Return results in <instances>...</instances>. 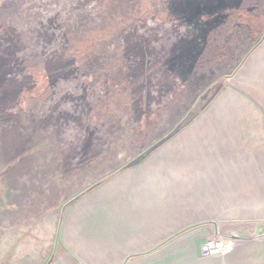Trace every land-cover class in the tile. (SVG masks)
Here are the masks:
<instances>
[{"label":"rangeland","instance_id":"374dc122","mask_svg":"<svg viewBox=\"0 0 264 264\" xmlns=\"http://www.w3.org/2000/svg\"><path fill=\"white\" fill-rule=\"evenodd\" d=\"M11 53L0 264H264V0H0Z\"/></svg>","mask_w":264,"mask_h":264},{"label":"trees","instance_id":"16d2710c","mask_svg":"<svg viewBox=\"0 0 264 264\" xmlns=\"http://www.w3.org/2000/svg\"><path fill=\"white\" fill-rule=\"evenodd\" d=\"M90 40H88L89 42ZM90 46H93L92 43H89ZM84 49H88V46H83ZM90 48V47H89ZM10 58H0V66L2 70H0V110H2L1 102H5L11 97H15L18 91L29 81L27 75L20 76H9L7 72H17L20 70L18 67L21 65V59L16 54L11 53ZM6 59V60H5ZM72 57L66 58L65 55L62 54H55L48 60L47 68L48 70H69L71 68ZM56 73H58L56 71ZM9 101V100H8Z\"/></svg>","mask_w":264,"mask_h":264},{"label":"crops","instance_id":"0c3cea01","mask_svg":"<svg viewBox=\"0 0 264 264\" xmlns=\"http://www.w3.org/2000/svg\"><path fill=\"white\" fill-rule=\"evenodd\" d=\"M234 238L239 239L241 237L235 235ZM233 240L236 243L232 242L234 245V250L232 252L220 257H206L203 264H263L261 262L263 259V254L261 252L263 247L261 244H250V242H246L245 240ZM205 241L206 240H204V242ZM229 242L231 243V241ZM257 259H259L258 262Z\"/></svg>","mask_w":264,"mask_h":264},{"label":"built area","instance_id":"2783aa9c","mask_svg":"<svg viewBox=\"0 0 264 264\" xmlns=\"http://www.w3.org/2000/svg\"><path fill=\"white\" fill-rule=\"evenodd\" d=\"M234 250V245L217 236L210 237L201 246L204 257H220Z\"/></svg>","mask_w":264,"mask_h":264},{"label":"bare ground","instance_id":"6f19581e","mask_svg":"<svg viewBox=\"0 0 264 264\" xmlns=\"http://www.w3.org/2000/svg\"><path fill=\"white\" fill-rule=\"evenodd\" d=\"M234 242V240H232ZM235 243V242H234Z\"/></svg>","mask_w":264,"mask_h":264}]
</instances>
